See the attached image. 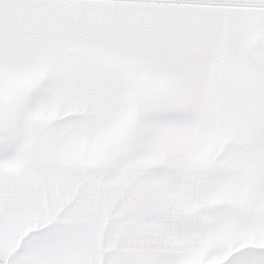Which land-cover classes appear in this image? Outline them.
I'll use <instances>...</instances> for the list:
<instances>
[{
	"label": "snow or ice",
	"instance_id": "obj_1",
	"mask_svg": "<svg viewBox=\"0 0 264 264\" xmlns=\"http://www.w3.org/2000/svg\"><path fill=\"white\" fill-rule=\"evenodd\" d=\"M0 264H264V0H0Z\"/></svg>",
	"mask_w": 264,
	"mask_h": 264
}]
</instances>
